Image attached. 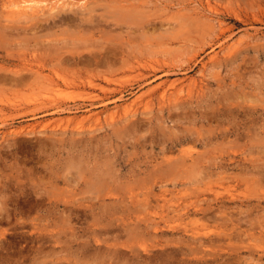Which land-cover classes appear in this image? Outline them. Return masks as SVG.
<instances>
[{
  "label": "rangeland",
  "instance_id": "1",
  "mask_svg": "<svg viewBox=\"0 0 264 264\" xmlns=\"http://www.w3.org/2000/svg\"><path fill=\"white\" fill-rule=\"evenodd\" d=\"M94 1L89 5L106 14L126 0ZM129 1L123 4L139 13L135 8V17L125 21L108 13V23L92 29L59 23L13 34L4 29L8 19L0 4V66L14 67L27 55L44 73H69L57 57L70 52L109 54L113 63L96 69L109 81L61 85L45 96V89L0 77V264H190L204 253L214 259L226 252L242 255L239 264H263L264 0ZM124 57L140 66L128 70L121 66ZM173 80L182 88L164 99L163 86ZM179 155L202 167L187 163L192 168L169 172L166 156ZM150 188L151 198L143 195ZM127 191L138 193L134 199L142 206ZM109 192L120 193L117 200L122 194L121 202L111 201ZM213 196L226 202L224 214ZM210 201L207 218L192 212ZM176 206L192 213H177ZM231 213L242 233L238 228L208 245H189L193 231L217 238ZM138 215L145 218L139 226ZM152 222L165 233H155Z\"/></svg>",
  "mask_w": 264,
  "mask_h": 264
},
{
  "label": "bare ground",
  "instance_id": "2",
  "mask_svg": "<svg viewBox=\"0 0 264 264\" xmlns=\"http://www.w3.org/2000/svg\"><path fill=\"white\" fill-rule=\"evenodd\" d=\"M45 1H47L46 3H43V4H40V3H37V2H40V1H37V0H33V2H32V0H0V4H1V7L2 6H5V8L6 9H4L2 12L6 15V17H7V19H8V21H6L4 24H6V26L4 27L3 25H1V21H0V25H1V27L3 26L4 27V29H5V31H9L10 30V33L11 34H13L12 32H17V33H19V32H21L20 30L22 29V30H24V29H31L30 31H35V30H38V29H45V28H54L56 25H59V23H61V25L62 24H69V25H73V26H77V27H81V28H84V29H92V28H96V27H98L99 25H101L103 22H107V20H108V17H110V15H107L108 13H111V16L112 17H110V18H112L111 20H113V19H115V20H123V21H125V20H128V19H130L133 15H134V13H135V8L137 7V6H135V8L133 7L134 6V4H123L124 2H127V0L126 1H124V2H122V4H121V6H119L120 8H119V10H117V11H114V10H116V9H114L113 7V5L112 4H109V6L110 5H112V9L108 12L107 11V8H105L106 6H104L103 4L105 3L106 4V2H105V0H104V2H103V4H100V6H102L103 5V7L106 9V11H107V13L106 14H104V8L103 7H100V8H98L99 6H97L99 3L98 2H101L102 0H97V2L96 1H94V5L95 4H97L96 6H97V8H98V10L100 9V10H103L104 12L102 13V11H101V13H97V9L95 8V7H93L92 5H89V4H93V2L92 3H89V1L90 0H45ZM109 1H112V0H109ZM116 2H117V0H115ZM119 1H123V0H118V2ZM129 1V0H128ZM118 2H117V4H118ZM130 2V1H129ZM111 3V2H110ZM120 4V3H119ZM210 6H212L211 4H209ZM208 5V6H209ZM132 7L133 9H126V8H128V7ZM111 7V6H110ZM103 8V9H102ZM137 9V8H136ZM217 9H220V8H217ZM216 9V10H217ZM139 9H137V11H138ZM211 10V9H210ZM219 11V10H218ZM218 11H217V13H218ZM254 11V10H253ZM262 11V10H261ZM113 12V13H112ZM220 12V11H219ZM235 12L236 11H233V14H235ZM138 13H139V11H138ZM141 13V12H140ZM239 13V12H238ZM255 14H256V12H254ZM254 13L252 14V15H254ZM113 14V15H112ZM236 14H237V12H236ZM135 15H136V13H135ZM135 15L133 16V17H135ZM239 15V14H238ZM138 16H139V14H138ZM236 16V15H235ZM236 17H238V16H236ZM241 17V16H240ZM256 17H257V15L256 16H254V18H253V16H252V18L253 19H256ZM258 18V17H257ZM6 19V20H7ZM242 19V18H241ZM10 21V22H9ZM12 21H14V24H13V22ZM7 22H9L8 24H7ZM12 22V23H11ZM108 23V22H107ZM3 24V23H2ZM60 26V25H59ZM62 26H64V25H62ZM2 27V28H3ZM65 27V26H64ZM70 27V26H69ZM224 27V26H223ZM9 28V29H8ZM78 28V29H79ZM219 28H221L222 30H224L223 28H222V25L221 26H219ZM224 28H226V27H224ZM7 29V30H6ZM83 30V29H82ZM1 32V31H0ZM3 33V32H2ZM9 33V32H8ZM1 34V33H0ZM4 34V33H3ZM240 40V39H239ZM239 40H238V43H240L241 42V40H240V42H239ZM234 45H238V44H234ZM234 45H232V47H231V49L233 48V46ZM235 47V46H234ZM231 51H233V50H230V52ZM229 52V53H230ZM136 55H134L133 57H135ZM218 57V56H217ZM58 60H59V62L60 63H64V64H68L70 67H68L67 69L70 71H68L69 73H59V71L57 70V69H55V70H57V71H55L54 72V70H53V72H50V73H44L43 72V67H42V70H40V68H38V66L36 65H34L32 62H31V60L29 59V58H27V55H24V56H22L20 59H19V63H17L16 64V66H14V67H11V68H9V66L8 67H4V66H0V68H3L5 71L0 75V77H2L4 80H6V81H8V82H10V83H12V84H15V85H23V86H30V85H32V86H37L38 87V89H40V90H44L45 89V93L44 92H42L41 91V93H44V96H45V94H47V93H49V92H51V90H54V89H58V87L59 86H61V85H65V86H78V85H89V86H92V87H96V86H98V85H100V83L99 82H96V80L95 79H98V78H103V79H107L108 80V78H107V76H106V74H105V70L103 69H100V70H96V69H98L99 67H112L111 65L113 64L112 62H110V55L109 54H100V55H91V54H84V53H74V52H70V53H66V54H60V55H58ZM122 58H123V56H122ZM125 58V57H124ZM136 59H137V56L135 57ZM216 58V54L215 55H212L211 56V59H213V61H214V59ZM54 59V58H53ZM133 59V58H132ZM136 59H134V61H136ZM139 59H137V62H139L138 61ZM9 61H11V60H9ZM122 61L125 63H123L124 65H121V66H125V67H127V69L128 70H133V69H137L140 65H137L136 63L135 64H131L130 62L132 61H129V60H127V58H125V60L124 59H122ZM59 62H58V65L57 66H59ZM66 62V63H65ZM148 62V61H147ZM62 63V64H63ZM141 63V62H140ZM139 64V63H138ZM147 63H142V65H143V67H145L144 65H146ZM150 63H148V65H149ZM1 65V64H0ZM3 65V64H2ZM42 65V64H41ZM61 65V64H60ZM43 66V65H42ZM75 66V67H74ZM37 67V68H36ZM122 67V68H123ZM148 67V69H150V70H152L153 71V68H155V67H153V64H151V65H149V66H147L146 65V68ZM57 68V67H56ZM65 68V67H64ZM66 69V68H65ZM74 69V70H73ZM106 69H108V68H106ZM120 69V68H119ZM51 70V71H52ZM92 71V70H96V71H92V74L90 75H87V76H85V75H83V71ZM125 71V70H124ZM156 75V74H155ZM1 79V78H0ZM109 81V80H108ZM5 82V81H4ZM7 82V83H8ZM11 84V85H12ZM167 84V85H166ZM166 84H165V86H163V90L161 91V96L164 98V99H166L167 97H171L174 93H176L177 91H176V89H177V87L178 88H182V87H180V86H177L178 84L177 83H175V81L173 80V81H171V82H166ZM160 85V84H159ZM32 86H30L31 88H32ZM36 89V88H35ZM155 89H156V86H155ZM39 90V91H40ZM171 90V91H170ZM202 91V90H201ZM178 98H181V97H179V96H176L175 97V99H178ZM177 101V100H176ZM177 103V102H176ZM228 105V104H227ZM250 107V106H249ZM230 108V107H229ZM256 108V107H255ZM223 109H225V108H223ZM227 109V108H226ZM221 110V109H220ZM256 111V110H255ZM231 112V111H230ZM249 112V111H248ZM252 112V111H251ZM245 113V112H244ZM243 113V114H244ZM250 113V112H249ZM245 116V115H244ZM247 116V115H246ZM245 116V117H246ZM247 118V117H246ZM185 135V134H184ZM183 135V136H184ZM187 136H188V134H186ZM190 136V135H189ZM189 136H188V138H189ZM191 137V136H190ZM193 138V137H192ZM196 138V137H195ZM185 140V137L183 138H181L180 139V141L181 142H183ZM188 140V139H187ZM193 141H194V139H192ZM195 140H197V139H195ZM176 141V140H175ZM198 141V143H199V140H197ZM173 142V141H172ZM171 142V143H172ZM174 143V142H173ZM173 143H172V145H173ZM174 146V145H173ZM167 147H169V146H167ZM168 149V148H167ZM166 151V150H165ZM200 154V153H199ZM201 155V154H200ZM203 155V154H202ZM168 156V155H167ZM167 156H166V159L164 160V162L166 161V164H167V169H171L169 172H171L173 169V171L171 172V173H173V172H175V170L176 169H179L180 170V168H182L183 166H185V165H187V163H189V162H187V158L189 157V155H188V157L186 158L185 157V155H179V157L177 158V159H175L174 160V158H171V156H170V158L168 157L167 158ZM164 157V156H163ZM163 157H162V159H163ZM194 157V159L196 158V160L198 159V155H196V157L195 156H193ZM192 157V158H193ZM203 157V156H202ZM165 158V157H164ZM203 158H205V157H203ZM203 158H201V162H202V164H203ZM231 158H233V157H231ZM229 159V158H228ZM193 160V159H192ZM191 160V161H192ZM235 160V159H234ZM233 160V161H234ZM189 161H190V159H189ZM197 161H200V160H197ZM197 161H192L191 163H189L190 165H192V164H194L195 165V167H196V165H198L199 164V166L200 167H202L201 165H200V162H198V164L196 163L195 164V162H197ZM238 161V160H237ZM227 162H229V161H227ZM234 163V165H235V161L233 162ZM165 164V165H166ZM244 164V163H243ZM160 165H163V164H160ZM229 165V164H228ZM237 165V164H236ZM230 166V165H229ZM228 166V167H229ZM186 167H188L189 168V165H187ZM203 167H204V164H203ZM208 167V166H207ZM233 167V166H232ZM245 167V166H244ZM188 168H185L186 170H189L190 168H192V166L188 169ZM226 168V167H225ZM165 168H164V165H163V170H164ZM203 169H206L205 167L203 168ZM210 169V168H209ZM183 170V169H182ZM211 170V169H210ZM177 171V170H176ZM208 171V169L206 170V172ZM164 173H166L165 172V170H164ZM209 174H210V172H208ZM213 174V173H212ZM212 174H210L211 175V177L213 176ZM206 176H208V175H206ZM225 176V175H224ZM213 178V177H212ZM219 179H220V177H219ZM210 188L212 189V187L210 186ZM215 190H216V188L215 187H213ZM110 189H111V187H110ZM129 189V188H128ZM206 189V188H205ZM204 189V190H205ZM210 189V190H211ZM134 190V189H133ZM150 190H151V188L150 189H148V191L146 190V192H149V193H146V192H144V194L143 195H148V194H151L150 193ZM153 190V189H152ZM196 190V192H197V189H195ZM195 190L193 191V193H195ZM204 190H203V192H204ZM215 190L213 191V190H211V191H213L212 192V194L215 192ZM37 191H40L39 189L37 190ZM36 191V192H37ZM199 191V190H198ZM35 192V193H36ZM107 192V191H106ZM127 192H129L130 193V195H131V200H132V198L134 199H137L138 200V198H136V197H138V193H136V194H134V192H132V194H131V192L130 191H127ZM141 192H142V190H141ZM140 191H139V193H141ZM165 192V191H164ZM38 193H41V192H37V194ZM116 193V192H115ZM112 193V192H109L108 193V195L107 196H109L111 199V201L112 200H114V201H116L117 200V197H118V195L120 194H118V193ZM190 193H192V192H190ZM201 193H202V190H201ZM206 193V192H205ZM216 193V192H215ZM217 193H218V190H217ZM104 195H105V193H103ZM102 194V195H103ZM156 194V193H155ZM160 194V193H159ZM204 194V193H203ZM39 195V194H38ZM41 195H43V194H41ZM153 195V194H152ZM157 195V194H156ZM195 195V194H194ZM45 196V195H44ZM149 196V195H148ZM154 196V195H153ZM158 196V195H157ZM157 196H156V198H157ZM160 197H161V194L159 195ZM163 196H164V194H163ZM163 196H162V198H163ZM196 196V195H195ZM219 196V195H218ZM43 197V196H42ZM52 197H53V195H52ZM51 197V198H52ZM108 197V198H109ZM128 197V196H127ZM126 197V198H127ZM150 197V196H149ZM208 197V196H207ZM207 197H204V198H206L207 199ZM38 198V197H37ZM36 198V199H37ZM40 198V197H39ZM48 198H50V196H48ZM107 198V199H108ZM120 198H122V194H121V197ZM120 198L118 199L119 200V203L121 202L120 201ZM147 198V197H146ZM151 198V197H150ZM53 199V198H52ZM134 199V201L136 202L137 200H135ZM165 199H166V197H165ZM35 200V199H34ZM46 200H47V197H46ZM56 200V199H55ZM82 200V199H81ZM117 200V201H118ZM125 200V199H124ZM140 200V199H139ZM150 200V199H149ZM153 200V199H152ZM213 200H215L216 201V203H215V206H217V208H218V210H219V212H221V213H225L226 211H225V205H226V202L224 201V200H222V199H220L219 197H217V196H213ZM39 201V200H38ZM43 201V200H42ZM52 201V200H51ZM85 201V200H84ZM126 201V200H125ZM128 201H130V200H128ZM133 201V202H134ZM142 201V203H143V200H141ZM206 201H208V200H206ZM242 201V200H241ZM8 202V201H7ZM48 202H49V200H48ZM54 202V201H53ZM76 202H78V201H76ZM134 202V203H135ZM138 202V205H139V203H140V201H137ZM243 202V201H242ZM241 202V203H242ZM13 203H15V201L13 202ZM50 204H51V202H49ZM113 203V202H112ZM118 203V202H117ZM132 203V202H131ZM147 203V202H146ZM245 203V202H244ZM248 203V202H247ZM19 204V203H18ZM35 204H38V206H39V202H37V203H35ZM34 204V205H35ZM55 204V203H54ZM68 204H69V202H68ZM78 204V203H77ZM80 204H81V202H80ZM83 204H85V203H83ZM88 204V203H87ZM87 204H85L86 205V207H87ZM91 204V203H90ZM108 204V203H107ZM145 204V203H144ZM8 205H9V203H8ZM45 205V204H44ZM57 205V204H56ZM95 205V204H94ZM103 205V204H102ZM123 205L124 206H126L127 207V204H124L123 203ZM129 205V204H128ZM140 205H141V203H140ZM148 205H151L150 203L148 204ZM147 205V206H148ZM18 206V205H17ZM24 206V205H23ZM28 206V205H27ZM26 206V207H27ZM60 206V205H59ZM73 206H74V204H73ZM92 206V205H91ZM106 206V205H105ZM117 207L119 206V204L118 205H116ZM129 206H132V204L131 205H129ZM142 206V205H141ZM146 206V205H145ZM212 206H213V204L211 203V201L210 202H208L205 206L204 205H202V206H200L199 208H195V209H193L192 210V212L193 213H196V214H202V216H200L199 215V217L198 218H203V217H206L210 212H211V208H212ZM12 207H13V205H12ZM21 207V206H20ZM34 207V206H33ZM33 207H32V209H33ZM37 207V206H36ZM42 207V206H41ZM68 207V206H67ZM76 207H77V205H76ZM90 207V206H89ZM92 207H94V206H92ZM108 207V206H107ZM115 207V205H113V210L116 208H114ZM135 207H138L137 206V204H135ZM151 207V206H150ZM197 207H198V205H197ZM22 208V207H21ZM35 208V207H34ZM103 208H105V207H103ZM120 208V207H119ZM118 208V209H119ZM133 208V207H132ZM131 208V209H132ZM143 208H145V207H143ZM175 208H177V206L175 207ZM174 208V209H175ZM184 208V207H183ZM186 208V207H185ZM49 209V208H48ZM60 209V208H59ZM62 209V208H61ZM67 209H69L70 211H74V209L73 208H70V207H68ZM78 209V208H77ZM111 209V208H110ZM130 209V210H131ZM147 209H148V207H147ZM216 209V208H215ZM22 210H24V209H22ZM36 210V209H35ZM46 210V209H45ZM117 210V209H116ZM115 210V211H116ZM122 210V209H121ZM124 210V209H123ZM123 210H122V212H123ZM130 210H125V211H128V214L127 215H129V211ZM133 210V209H132ZM131 210V211H132ZM177 210V213H178V211L180 210V213L182 212V211H184V210H182V208L181 209H179V208H177L176 209ZM176 210H175V212H176ZM41 211V210H40ZM48 211H50V210H48ZM52 211V210H51ZM57 211V210H56ZM56 211H54V214H56L55 212ZM89 211H90V209H89ZM93 211V210H92ZM91 211V212H92ZM98 211V210H97ZM100 211L101 212H98V213H103L104 211H102V208L100 209ZM106 211L108 212V210L106 209ZM134 211H135V209H134ZM137 211H138V208H137ZM136 211V212H137ZM173 211V210H172ZM214 211V210H213ZM246 211V210H245ZM5 212H6V210H5ZM25 212H27V211H25ZM46 212V211H45ZM76 211H74L73 213H75ZM83 212V211H82ZM82 212H81V214H82ZM84 212H85V210H84ZM87 212V211H86ZM94 212V211H93ZM107 212H105V213H107ZM110 212V211H109ZM117 212H118V210H117ZM139 212V211H138ZM141 212H143V211H141ZM140 212V213H141ZM185 212V211H184ZM192 212H190V210H189V208H188V210H187V208H186V212L184 213V214H191ZM241 212V211H240ZM9 213V212H8ZM51 213V212H50ZM58 213H61V212H59L58 211ZM62 213H63V211H62ZM135 213V212H134ZM139 213V214H140ZM233 213V212H232ZM232 213H231V216H223L224 217V219H223V222L221 223V227L222 228H220V230L222 229V233H218V236H216L217 238H214V237H212L210 234H207L206 233V231H205V233H204V231L203 232H198L199 230H197V231H193V235H191L190 237H189V239L191 240V244H190V242L188 241V240H186V238H185V240L186 241H188V243H189V245H191V247H192V242L194 243H198V244H200L201 246L202 245H208V244H210V243H213V242H215L216 240H219V238L221 239V237L224 235H226V234H231V233H233V232H235V230L236 229H238L239 228V232H240V228L241 227H239V223L238 222H236L233 218H232V216H234V215H232ZM76 214H77V212H76ZM79 214V213H78ZM88 214V213H87ZM137 214V213H136ZM182 214V213H181ZM211 214H212V212H211ZM213 214H214V212H213ZM215 214H216V212H215ZM218 214V213H217ZM84 215H85V213H84ZM118 215H120V214H118ZM195 215V214H194ZM15 216V215H14ZM140 215H138V216H136L135 217V224L136 225H138L139 223H141L140 222V219H145V218H140L139 217ZM179 216H180V214H179ZM219 216V215H218ZM182 217V216H181ZM214 217H215V215H214ZM212 218V219H216V218ZM183 218V217H182ZM207 218V217H206ZM131 219H133V218H131ZM153 219V218H152ZM127 220H129V218H127ZM126 220V221H127ZM239 220V219H238ZM130 221V220H129ZM132 221V220H131ZM137 221V222H136ZM208 221V220H207ZM211 221H214V220H211ZM134 222V221H133ZM128 223V222H127ZM145 223V222H144ZM150 223H151V221H150ZM192 223H193V221H192ZM124 224V223H123ZM130 224V223H129ZM134 224V223H133ZM135 224L134 225H132V227L133 226H135ZM131 225V224H130ZM140 225V224H139ZM138 225V226H139ZM145 225V224H144ZM141 226H143V225H141ZM146 226L148 227L149 226V223L147 222L146 223V225H145V228H146ZM175 226V225H174ZM155 228L156 230H155V233H156V231L158 230V229H160V227H159V225H158V222H155V223H153L152 222V228ZM136 228V227H135ZM135 228H133V229H135ZM142 228V227H141ZM144 228V227H143ZM144 228V229H145ZM152 228H151V230H152ZM184 228H185V230H187L188 231V228H187V225H185L184 226ZM183 228V226H182V229H184ZM140 229V228H139ZM143 229V230H144ZM165 229H166V227H165ZM231 229V230H230ZM161 230V229H160ZM166 230H168V229H166ZM226 230H230V231H226ZM262 230V229H261ZM145 231V230H144ZM153 231V230H152ZM238 231V230H237ZM241 231H242V229H241ZM247 231V230H246ZM264 231V230H263ZM29 232V231H28ZM221 232V231H220ZM260 232V231H259ZM157 233H159V231L157 232ZM161 233H165V230H161ZM240 233H242V232H240ZM262 233V232H261ZM31 234V233H30ZM37 234V233H36ZM239 234V233H238ZM252 235L254 234V233H251ZM24 235H26V234H24ZM248 235H249V233H247L245 236H247L248 237ZM252 235H249V237L248 238H250V236H252ZM28 236V235H27ZM34 236V235H33ZM36 236V235H35ZM38 236V235H37ZM261 236V235H260ZM261 237H263V236H261ZM38 238H39V236H38ZM37 238V239H38ZM42 237H40V239H41ZM264 238V237H263ZM27 239H30V237L28 238L27 237ZM34 240V242L35 241H41V240ZM183 241V240H182ZM36 242V243H37ZM41 242H43V239H42V241ZM38 243H40V242H38ZM195 243H194V246L193 247H196V245H195ZM188 245V246H189ZM249 249V248H248ZM252 249V251H253V249L254 248H251ZM248 251H250V250H248ZM247 252V251H246ZM255 252V251H254ZM263 252V251H262ZM260 253L259 251H258V256H259V258L261 259L262 257H264L263 256V253ZM236 253V252H235ZM239 253V252H238ZM249 253H251V252H249ZM257 254V253H256ZM206 254L204 253V256H205ZM253 255H255V254H253ZM204 256H202V257H200V258H198L197 260H189V263L190 264H211L213 261H215V260H217V264H237L239 261H238V259H240L241 257H242V255H238V254H234V253H231V252H226V253H218V255H216V256H214L215 258L214 259H211V258H206V256L204 257ZM240 256V257H239ZM246 256V255H245ZM247 256H248V253H247ZM208 257V256H207ZM250 257V256H249ZM255 258V257H254ZM246 260H248L247 259V257L245 258ZM245 259H243V261H245ZM221 260V261H220ZM236 260L238 261V262H236ZM252 260V259H251ZM256 261V263H257V259L255 260ZM258 261H259V259H258ZM259 263V262H258ZM257 263V264H258ZM263 264H264V262H262ZM216 264V263H215ZM239 264V263H238ZM240 264H243V263H240ZM245 264H253V260H252V263L250 262V263H247V261H246V263ZM261 264V263H260Z\"/></svg>",
  "mask_w": 264,
  "mask_h": 264
}]
</instances>
